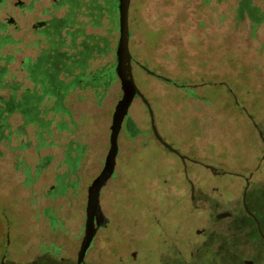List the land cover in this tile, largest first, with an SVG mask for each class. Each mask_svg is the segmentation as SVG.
I'll list each match as a JSON object with an SVG mask.
<instances>
[{
    "label": "rangeland",
    "instance_id": "374dc122",
    "mask_svg": "<svg viewBox=\"0 0 264 264\" xmlns=\"http://www.w3.org/2000/svg\"><path fill=\"white\" fill-rule=\"evenodd\" d=\"M130 1V51L136 62L168 80L146 79L133 64L135 82L151 97L156 93L160 104L166 101L164 109L155 106L161 136L171 148L200 162L190 160L186 166L197 170L208 188H219L223 201L218 211L226 210L225 204L242 194L247 176L259 175L264 163V0ZM116 49L107 47L91 69L114 67ZM28 55L26 47H0V66L9 67L5 81L15 75L16 81H23L17 71ZM112 77L96 89L65 93L64 111L49 93L38 113L28 119L19 111L8 114L0 140V259L45 264L43 247L54 244L60 249L59 264L62 259L64 264H76L88 188L104 168L112 116L122 95L119 78L115 73ZM145 80L152 85L144 90ZM25 88L40 92L30 82H23L21 92ZM130 115L136 130L150 131L143 106L132 107ZM62 120L65 132L58 129ZM71 141L72 165L64 163ZM118 143L116 175L102 191V209L113 224L99 234L86 261L93 263L100 252L96 264H124L117 258L132 246L141 249L136 264H192L185 253H177L184 250L175 249L172 238L159 245L154 242V237L164 236L158 220L168 228L186 223L179 215L168 218L174 213L169 204L177 198L176 188L184 185L182 163L153 137H139L132 145L122 131ZM207 163L222 176L207 175L202 167ZM165 180L171 190L164 187ZM259 194L263 195L261 189ZM163 218L167 219L162 222ZM196 222L193 218V228ZM109 235L116 237L113 242ZM191 235L196 238L193 230ZM212 248L215 252L217 244L208 250ZM240 257L239 264L244 260L264 264V242L257 234L250 239L248 252L240 250ZM199 263L221 262L209 256Z\"/></svg>",
    "mask_w": 264,
    "mask_h": 264
},
{
    "label": "flooded vegetation",
    "instance_id": "af4514ba",
    "mask_svg": "<svg viewBox=\"0 0 264 264\" xmlns=\"http://www.w3.org/2000/svg\"><path fill=\"white\" fill-rule=\"evenodd\" d=\"M119 4L120 0H0V47H26L29 52L17 71L18 74H23V81H16L17 75L9 82L5 81L6 76H9V67L0 66V92L4 90L9 92L8 96L0 94V140H2L3 128L8 127V114L18 111L24 115L37 114L38 103L49 93L57 95L56 106L64 111L61 102L63 96L66 95L65 93H69L75 88L96 89L100 83L103 82L106 85L112 80V65H109L110 67L105 65V68L101 67L103 69L100 68L99 70H92L91 67L94 62L99 61V57L103 53H106L107 47H118L119 38H114V35L117 34L120 37ZM247 8L252 13V9L248 6ZM130 32L132 38L131 28ZM133 64L137 65L148 76L146 79L153 77L168 81L158 75L147 73L135 59ZM114 72L116 74L115 69ZM23 82L34 84L35 88H40V92L37 90L38 88H34V91L32 88H25L21 92ZM144 83V90L152 85L148 80H145ZM139 89L153 109L155 121H157L155 106L161 105L164 109L163 105L166 104V101L162 100L164 103L160 104L156 93L151 97L146 91L141 90V87ZM135 105L143 106L148 112L147 105L140 96H136L133 100L130 111ZM130 111L121 130V133L124 131L128 138V143L134 145V139L153 137L162 148L179 159L185 174L184 185L179 186L178 184L176 188V200L173 204H169L174 213H171L168 218L172 221L179 215L186 223L174 225L178 222L175 220L173 222L174 228H168L162 226L161 221L158 220L160 232H163L164 236L154 237L156 245L161 244L167 238H172L174 248L178 249L179 247L184 250L182 252L178 249L177 253L180 256L185 253L184 256L192 264H200L199 261L204 262L209 256L219 260L220 264H224L226 260H228L227 264H239L241 260L240 250L247 252L250 250V239L257 234L264 242V163H260L259 175L253 172L241 184L243 192L240 197L234 196L228 204H225L227 205L226 210L218 211L220 203L223 201L219 188L213 186L208 188L201 174L197 170H189L186 166V162L190 160L195 165L200 162L183 155L180 150L174 149L176 150L174 152L167 149L156 139L152 131L151 121L150 131L136 130ZM64 113L61 115L64 116ZM66 126L65 121L62 120L58 124L59 131L65 132ZM159 134L161 136L160 131ZM72 145L73 141L70 142L67 151H65L64 160V163L71 165L74 164V158L71 157L74 151ZM202 165L210 177L222 176L221 173L223 172L217 169L215 165L211 163ZM64 177V175L59 176L58 179L63 180ZM114 178L115 176L112 179ZM163 183L167 190H171L167 180ZM260 189L263 191L262 196L259 194ZM241 210L244 211V214L241 213ZM164 213L162 212L163 217L167 214ZM194 214L197 215L193 216ZM206 214L209 218L207 221ZM105 216L109 219L108 224L98 231L87 256L94 249L99 234L104 230L109 231L111 229L112 219L106 214ZM193 218L197 220L194 228ZM166 219L163 218L162 222ZM192 230L196 234V238H192ZM108 238L113 242L116 237L109 235ZM119 238L124 241L128 239L126 236ZM215 244H217V250L214 252V248H212L210 252L209 247L211 248ZM43 250L48 257L45 264H59L58 251L60 249L58 247L51 244L49 247H43ZM140 252V248L137 250L129 246L128 251L117 258V263L136 264ZM97 253L95 254L97 258L93 263H88L86 256L84 264H96L99 259L98 256H101L100 252ZM106 259L109 261L113 258ZM185 261L187 262L186 259ZM63 262H65L64 259H62V264H64ZM243 262L248 264L251 261L244 260ZM0 264L23 263L7 261L6 257H1Z\"/></svg>",
    "mask_w": 264,
    "mask_h": 264
},
{
    "label": "water",
    "instance_id": "95a60500",
    "mask_svg": "<svg viewBox=\"0 0 264 264\" xmlns=\"http://www.w3.org/2000/svg\"><path fill=\"white\" fill-rule=\"evenodd\" d=\"M130 5V0H120V37L118 47L116 49L117 62L115 71L120 80L123 95L113 112L112 124L110 126V147L104 163V168L88 188L84 237L77 253L76 264H84L87 253L90 250L98 231L108 224L109 219L105 216L101 206V192L107 186L108 182L115 176L117 157L119 154V136L124 120L129 115L131 105L136 96H140L147 105L152 131L156 139L159 140L167 149L176 152V150L171 148L160 136L155 121L154 111L135 82L133 74L134 57L130 51ZM142 67L147 73L156 75L148 68L144 66ZM248 264L252 263L248 262Z\"/></svg>",
    "mask_w": 264,
    "mask_h": 264
},
{
    "label": "trees",
    "instance_id": "16d2710c",
    "mask_svg": "<svg viewBox=\"0 0 264 264\" xmlns=\"http://www.w3.org/2000/svg\"><path fill=\"white\" fill-rule=\"evenodd\" d=\"M114 69H115V66H114V67H112V72H113V73H115V72H114ZM103 80H104V79H103ZM54 96H56V97H57V95H55V94H54ZM38 104H40V102H39ZM38 106H39V105H38ZM33 114H34V113H33ZM34 115H35V114H34ZM24 116H25V118H26V119H28V118H29V115H24Z\"/></svg>",
    "mask_w": 264,
    "mask_h": 264
},
{
    "label": "crops",
    "instance_id": "0c3cea01",
    "mask_svg": "<svg viewBox=\"0 0 264 264\" xmlns=\"http://www.w3.org/2000/svg\"><path fill=\"white\" fill-rule=\"evenodd\" d=\"M112 79H113V77H112ZM48 95H49V94H48ZM48 95H47V96H48ZM64 98H65V95L63 96V99H64Z\"/></svg>",
    "mask_w": 264,
    "mask_h": 264
}]
</instances>
